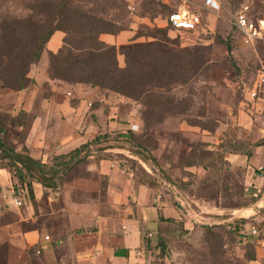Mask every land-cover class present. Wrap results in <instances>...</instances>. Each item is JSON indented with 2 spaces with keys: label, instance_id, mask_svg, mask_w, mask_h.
<instances>
[{
  "label": "rangeland",
  "instance_id": "obj_1",
  "mask_svg": "<svg viewBox=\"0 0 264 264\" xmlns=\"http://www.w3.org/2000/svg\"><path fill=\"white\" fill-rule=\"evenodd\" d=\"M44 1H67L112 25L98 39L117 48L123 71L117 86L124 92L82 80L94 64L64 70V78L48 73L51 53L59 60L65 54L86 57L76 26L51 35L39 61L28 65L22 89L0 84V137L16 151L25 148L49 164L60 145L69 152L89 143L61 169L56 188L33 183L35 202L15 196L16 178L0 168V264H43L40 246L60 240L57 248H64L69 230L63 219L73 212L108 218L100 239L109 254L95 264H111L110 250L123 245L127 215L140 243L131 264H164L158 241L165 253H180L183 264H264V241L243 243L247 234L233 229L259 226L264 214L253 203L256 190L245 182L251 156L264 166V94L246 99L255 73L264 68V28L261 39L246 43L232 24L243 6L248 18L264 22V0H221L218 12L203 8L202 0H0V24L30 18L40 23ZM180 6L198 15L195 30L166 23ZM149 69L152 76L145 79ZM126 131L131 134L123 136ZM100 160L118 172L111 185L94 170ZM126 184L141 188L142 202L153 203L161 217L159 207H166L180 218L160 217L156 225L140 220L136 204L122 197ZM112 204H130L131 210L125 215ZM88 228L79 229L81 235ZM31 230L34 244L22 239ZM82 248V258L98 256Z\"/></svg>",
  "mask_w": 264,
  "mask_h": 264
},
{
  "label": "trees",
  "instance_id": "obj_2",
  "mask_svg": "<svg viewBox=\"0 0 264 264\" xmlns=\"http://www.w3.org/2000/svg\"><path fill=\"white\" fill-rule=\"evenodd\" d=\"M43 3L44 15L40 23L34 22L30 18L14 19L0 24V84L12 89H22L28 65L39 61L44 46L51 35L56 30L74 31L75 28L73 27L76 26L80 29L79 33L82 37L80 44L87 50L86 57L79 59L65 54L59 60L58 54L51 53L48 73L54 78H64L62 75L64 70L74 69L77 64H94V69L88 75L82 77V80L112 90H120L121 92L122 89L117 85L123 71L117 65V48L114 45H105L98 39L99 34L111 32L110 26L112 25L100 18L87 15L85 12H77L68 5L67 1L59 3L44 1ZM72 23L76 25H72ZM225 44L227 51L230 52L231 47L229 44ZM152 73L153 69H149L144 78L148 79L152 76ZM130 132L126 131L122 134L123 136L130 135ZM106 136V134L97 135L91 142H98ZM88 144L84 143L67 153L54 155L48 164L32 158L25 148L16 151L11 144L6 143L0 137V161L6 160L4 165L0 162V168L6 169L16 178L17 182L12 187L15 196L19 198L21 196L27 198L30 202H35L33 183H39L45 188H56V181L61 169L68 167L70 160L81 154L82 149ZM246 154L248 155V153ZM164 220L169 221L171 219ZM242 222H247V219ZM240 228L241 226L236 227V225L233 227L241 235ZM160 246L163 253L165 246L161 241ZM127 253L128 250L124 249L115 251L114 254L126 256Z\"/></svg>",
  "mask_w": 264,
  "mask_h": 264
},
{
  "label": "crops",
  "instance_id": "obj_3",
  "mask_svg": "<svg viewBox=\"0 0 264 264\" xmlns=\"http://www.w3.org/2000/svg\"><path fill=\"white\" fill-rule=\"evenodd\" d=\"M57 152H58L57 154H63L66 153L67 151H65L64 147L60 145ZM252 158L254 161L252 162L254 164L253 165L254 167L249 166L250 168H248V170L250 172L247 171L248 174L246 175L245 182H247L248 185H251L252 186L251 188L256 190V194L253 195V197H256V199L253 202L254 205L257 206L258 208H263L264 207V166L262 164H257V155L251 156L249 158V162L252 160ZM259 166L262 167L261 170L258 169ZM95 169L98 170L97 172L99 173V175L106 176V180L109 185H111L112 178L118 174L116 170L111 171L107 169L106 164L102 160L94 164V170ZM120 180L122 184L124 180L122 178ZM124 190L126 196L123 195L122 193V197L124 196V198L126 199L125 200L126 203L127 200H129L130 202L136 204L135 206H137L139 209L140 220L142 221L150 220L155 225L160 223L157 221V219L161 217V215L158 213V208L154 206L153 203L147 202L144 204V202H142L140 196V192H142L141 188L140 189L136 188V185L134 184L132 186L126 184V188ZM143 193H145V191H143ZM109 198L116 199L115 196H111V197L109 196ZM112 205L118 208H122V210L125 212V215L129 213L128 210H131L130 204L129 205L126 204L124 206L122 205L120 206V204H115V205L112 204ZM251 210L253 211L252 208ZM159 211L163 214L162 215L163 217H161L163 218V220L167 218H175V219L180 218L179 214L173 209L172 211H170L169 209H166V207H159ZM63 220H64L63 223L65 224L66 228L69 230L68 237L64 240V248H60V249L57 248L60 246L61 243L60 240L56 241L57 245H53V246H49L48 244L47 245L42 244L38 251L40 252L42 251V249H45L43 252L44 256L43 258H41L42 261L44 259L43 264H64V263L95 264L97 259L102 261V259L109 254L108 247L105 245V242H102V240L100 239L103 223L108 220L106 216H104L99 212H96L94 214H91L90 217H88L82 214L81 212L80 213L73 212L66 215ZM89 221L94 227H90V228L87 227V226H92V225H88ZM122 221L123 224L125 225L123 226L124 228L122 231L123 235L121 237V241L123 245L120 249H116L115 251L126 249L128 250V253L126 256L115 255L114 254L115 251L111 249L110 257H109L111 258V264L112 263L131 264L133 260V257L131 256V252L134 253V248L140 245L134 220H130L127 215L126 219H122ZM86 228H88L86 234H82L84 235V237L80 239V237L82 236L81 235L82 232L79 229H86ZM249 238L252 239L256 238V240L259 239L261 241L260 238L248 235L247 237H244L243 243H246L245 240ZM22 239L24 242L31 241V243L34 244L37 240V234L33 230L27 231L23 233ZM90 242H91V246L88 247V244ZM157 243H158L157 248L161 250L160 241H158ZM83 245H85V247ZM81 246L83 247L82 249L88 247L87 249L89 250V253L97 250L98 256L97 257L95 256L96 257V258L94 257L95 259L92 258L94 260L90 259L89 256L82 258L81 253L85 254V252L84 251L81 252L80 250ZM57 249L59 250V252H57ZM163 253L166 257L164 264H183L180 253L177 252L169 253V251L165 253V250ZM167 254H169V257L167 256Z\"/></svg>",
  "mask_w": 264,
  "mask_h": 264
},
{
  "label": "built area",
  "instance_id": "obj_4",
  "mask_svg": "<svg viewBox=\"0 0 264 264\" xmlns=\"http://www.w3.org/2000/svg\"><path fill=\"white\" fill-rule=\"evenodd\" d=\"M202 6L209 12H218L221 6V0H202ZM166 23L179 30L193 31L199 23L198 15L181 7L168 13ZM232 24L246 43H253L262 38L264 22L263 20H251L247 16V7L243 6L237 9L232 16ZM261 94H264V68L259 69L254 76L251 86L246 91V99L249 102L257 99ZM264 125V120H262ZM262 169L261 166L258 167ZM259 226L256 224H247L242 226L241 234L260 238L264 241V214L258 220Z\"/></svg>",
  "mask_w": 264,
  "mask_h": 264
}]
</instances>
